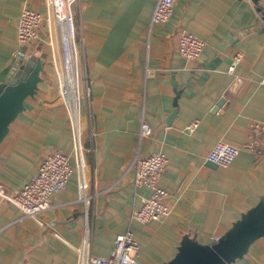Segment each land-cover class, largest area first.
<instances>
[{"label": "crops", "instance_id": "0c3cea01", "mask_svg": "<svg viewBox=\"0 0 264 264\" xmlns=\"http://www.w3.org/2000/svg\"><path fill=\"white\" fill-rule=\"evenodd\" d=\"M156 1L72 4L90 202L86 207L78 198L76 172L36 217L20 218L12 202L0 200V264H78L86 238L93 255L106 257L117 234L127 230L138 242L136 257L159 264L176 254L185 234L210 243L264 201V152L242 149L225 168L207 159L217 141L242 145L252 125L264 122V0H175L171 18L152 24ZM24 7L43 19L38 39L22 46L17 19ZM181 32L204 41L199 58L180 54ZM61 35L50 0H0V88L29 63L42 64L35 95L25 99L0 144V181L9 193L53 149L76 163L69 106L58 85ZM19 48L26 57L14 68ZM142 119L153 129L140 140ZM154 151L169 159L160 185L169 191L170 212L155 221H131V210L150 194L135 187L133 161L137 152ZM227 264H264V235Z\"/></svg>", "mask_w": 264, "mask_h": 264}, {"label": "built area", "instance_id": "2783aa9c", "mask_svg": "<svg viewBox=\"0 0 264 264\" xmlns=\"http://www.w3.org/2000/svg\"><path fill=\"white\" fill-rule=\"evenodd\" d=\"M75 1L50 0L56 19L59 22L64 19L70 52L73 57V41L76 32L71 6ZM174 4L175 0H157L151 23L162 24L167 22L173 14ZM42 17L41 13L29 7L22 8L17 19V39L22 46L38 39V28L43 19ZM204 45L202 39L191 33L181 32L179 34L178 50L185 58H199ZM15 57L18 61L13 67L17 68L19 61L26 57L25 50L19 48L15 52ZM240 57V55L235 56L234 62L230 66L231 71L234 70ZM75 65L76 75L78 76V63L76 60ZM67 81L68 77L64 72L63 61V68L58 73V85L62 100L69 106L76 163L75 165L71 163L70 155L67 152L61 149H53L42 158L35 172L14 192H7L4 183L0 181V200L6 199L12 202L19 209L20 218L36 217L41 212L50 209L53 205L52 196L67 189L69 179L74 172L77 173L79 180V200L84 201L86 207L90 202V196L87 193V182L83 174L85 161L80 132L81 99L78 84L73 92ZM195 126L196 123H193L188 128L192 129ZM251 128L253 134L242 145H236L225 140L217 141L209 151L207 159L213 164L225 168L233 163L242 149L255 154H262L264 152V122H256ZM152 129L150 123L142 119L139 132L140 140L150 136ZM168 162L167 155L161 151H154L143 156L139 152L136 153L133 161L135 170L134 185L135 187L147 188L150 194L142 199L139 206L131 210V221L146 223L159 220L169 214L170 206L167 202L169 191L160 185V179ZM137 248L138 242L131 230L117 234L115 246L106 257L93 255L90 249V240L86 238L79 248L78 264H145L136 257Z\"/></svg>", "mask_w": 264, "mask_h": 264}, {"label": "water", "instance_id": "95a60500", "mask_svg": "<svg viewBox=\"0 0 264 264\" xmlns=\"http://www.w3.org/2000/svg\"><path fill=\"white\" fill-rule=\"evenodd\" d=\"M42 64L36 63L17 80L0 88V144L9 132L10 124L25 108V99L34 96L41 81ZM264 235V201L242 213L232 226L210 243H201L185 234L176 254L159 264H227L242 258L251 243Z\"/></svg>", "mask_w": 264, "mask_h": 264}, {"label": "bare ground", "instance_id": "6f19581e", "mask_svg": "<svg viewBox=\"0 0 264 264\" xmlns=\"http://www.w3.org/2000/svg\"><path fill=\"white\" fill-rule=\"evenodd\" d=\"M63 18V17H61ZM61 27V40L63 47V57H64V72H66V76L68 77V81L72 91H75V86L77 85V73H76V65L75 59L70 52L69 42L66 35L65 22H60Z\"/></svg>", "mask_w": 264, "mask_h": 264}, {"label": "rangeland", "instance_id": "374dc122", "mask_svg": "<svg viewBox=\"0 0 264 264\" xmlns=\"http://www.w3.org/2000/svg\"><path fill=\"white\" fill-rule=\"evenodd\" d=\"M32 66L33 65L31 63H29L27 66H24L22 70L17 71V73L12 76L11 80H17L26 70L29 71Z\"/></svg>", "mask_w": 264, "mask_h": 264}]
</instances>
